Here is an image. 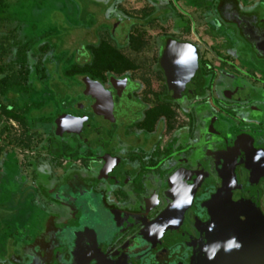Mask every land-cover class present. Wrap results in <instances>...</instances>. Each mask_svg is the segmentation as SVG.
I'll return each instance as SVG.
<instances>
[{
	"label": "flooded vegetation",
	"instance_id": "af4514ba",
	"mask_svg": "<svg viewBox=\"0 0 264 264\" xmlns=\"http://www.w3.org/2000/svg\"><path fill=\"white\" fill-rule=\"evenodd\" d=\"M147 2L111 33L140 58L86 45L71 85L0 42V264H199L264 217V0Z\"/></svg>",
	"mask_w": 264,
	"mask_h": 264
},
{
	"label": "rangeland",
	"instance_id": "374dc122",
	"mask_svg": "<svg viewBox=\"0 0 264 264\" xmlns=\"http://www.w3.org/2000/svg\"><path fill=\"white\" fill-rule=\"evenodd\" d=\"M147 3V0H0V33H3L0 42L9 47L11 56L12 46L25 47L27 65L44 61L45 71L33 73L29 69L32 77H42V73L47 78H62V72L72 70L65 61L84 58L86 45L90 50H100L98 46L106 44L128 59H139L132 45L150 44L152 27L130 25V34L120 39L119 34L127 31V23L114 22L119 17L145 14ZM112 32L119 34L113 37ZM102 58L105 57L98 52L96 59ZM62 79L65 86L71 85ZM40 89L25 92L29 107L33 106L30 102L41 98Z\"/></svg>",
	"mask_w": 264,
	"mask_h": 264
},
{
	"label": "water",
	"instance_id": "95a60500",
	"mask_svg": "<svg viewBox=\"0 0 264 264\" xmlns=\"http://www.w3.org/2000/svg\"><path fill=\"white\" fill-rule=\"evenodd\" d=\"M246 215L227 219L209 232L199 264H264V217L255 211Z\"/></svg>",
	"mask_w": 264,
	"mask_h": 264
},
{
	"label": "trees",
	"instance_id": "16d2710c",
	"mask_svg": "<svg viewBox=\"0 0 264 264\" xmlns=\"http://www.w3.org/2000/svg\"><path fill=\"white\" fill-rule=\"evenodd\" d=\"M102 45H106V44H102ZM109 46V45H108ZM107 49H108V51H105L106 52V54H109V56L111 55L112 56V58L114 57V54H113V52H112V50H110V48L109 47H106Z\"/></svg>",
	"mask_w": 264,
	"mask_h": 264
}]
</instances>
